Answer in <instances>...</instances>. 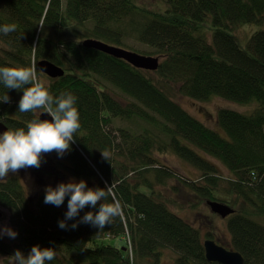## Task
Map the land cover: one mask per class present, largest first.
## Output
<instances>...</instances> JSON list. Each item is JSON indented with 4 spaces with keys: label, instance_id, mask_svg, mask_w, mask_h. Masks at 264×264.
I'll use <instances>...</instances> for the list:
<instances>
[{
    "label": "trees",
    "instance_id": "trees-1",
    "mask_svg": "<svg viewBox=\"0 0 264 264\" xmlns=\"http://www.w3.org/2000/svg\"><path fill=\"white\" fill-rule=\"evenodd\" d=\"M263 23L264 0H0V26H17L0 33V67L35 65L53 96L67 91L77 97L81 125L63 157L44 154L39 168L0 180V207L18 233L0 238L3 261L39 245L56 251L46 264H159L165 250L175 254L172 264H217L205 259L200 232L161 194L173 178L174 195L238 208L227 222L229 248L244 264H264V226L250 218L264 216V29L248 36L245 48L232 33ZM86 40L158 57L159 68L138 70L84 48ZM42 60L64 75L42 74ZM176 91L196 101L221 98L255 108L250 114L220 110L210 129L172 98ZM6 92L10 103H0V121L7 129L26 128L43 111L19 112L22 91L0 84V97ZM117 120L129 126H116ZM167 152L198 171L199 179L180 177L154 155ZM215 161L232 177H222ZM70 177L89 188L112 186L104 202L115 196L122 215L102 230L90 224L71 229L86 212L98 211V202L66 221L68 230L60 229L68 197L60 207L45 204L44 189ZM118 238H127L132 257L110 245Z\"/></svg>",
    "mask_w": 264,
    "mask_h": 264
},
{
    "label": "clouds",
    "instance_id": "clouds-1",
    "mask_svg": "<svg viewBox=\"0 0 264 264\" xmlns=\"http://www.w3.org/2000/svg\"><path fill=\"white\" fill-rule=\"evenodd\" d=\"M16 27L15 24L2 25L0 33L7 35L14 32ZM0 84L7 89L22 91L18 102L19 112L43 109L51 118L35 116L26 123V128H8L0 134V180H5L10 173L16 174L20 169L39 168L44 154L55 152L58 157H63L70 151L71 144L75 142V134L81 127L77 97L74 94L64 91L53 96L49 90L50 85L38 78L35 65L0 67ZM0 103H10L7 92L0 97ZM101 156L106 159L108 153H101ZM44 193L43 202L56 207H60L68 197L65 219L58 221V227L62 230L69 228L66 221L74 220L85 207L97 208L98 202V211L86 212L76 223L71 224V229H75L78 224H90L102 230L123 213V205L115 196L112 202H104L112 193V186L89 188L84 180L76 182L70 179L67 183L57 184L55 188L45 187ZM17 235L7 226L0 228V238L7 236L15 239ZM55 257L54 248L35 245L27 255L15 250L8 259L9 264H46Z\"/></svg>",
    "mask_w": 264,
    "mask_h": 264
},
{
    "label": "rangeland",
    "instance_id": "rangeland-1",
    "mask_svg": "<svg viewBox=\"0 0 264 264\" xmlns=\"http://www.w3.org/2000/svg\"><path fill=\"white\" fill-rule=\"evenodd\" d=\"M64 3L66 0H62ZM264 29V23L262 27H258L255 25H241L233 30V35L238 38V43L242 48H245L246 42L248 40V36L253 34L254 32ZM134 46H138L137 43H134ZM0 47L2 45L0 44ZM44 79V78H42ZM172 98L181 105V107L193 118L202 122L205 126L210 129H216V118L220 110L227 109L233 110L242 114H250L252 110L255 108V103L249 104H238L232 103L221 98H212L208 101H196L184 97L178 92H173ZM116 126L120 127H128V123L125 121L117 120L115 122ZM155 157H158L160 162L164 165L173 168L176 173L185 179L198 180L200 173L190 167L188 164L177 158L173 153L167 152L165 155H159L158 153L154 154ZM219 174L224 178L232 177V174L223 167L220 163L215 161ZM70 179H73L70 177ZM176 180L173 178H169L167 181V188L161 189V194L164 196H169L172 198L176 204L172 206L174 212L181 217L183 220L191 224L194 228H196L202 237V240L210 239L215 240L217 243L222 244L226 248L230 247L231 242V234L227 228V222L231 216H234L238 213V208L232 207L235 210V214L229 216L226 219L222 220L220 217L211 213L209 207L206 206L204 202L198 203L196 197L188 195L187 193H183L181 196L177 194H173V187L177 186ZM26 193L27 188L25 187ZM40 191L37 193L39 194ZM32 192L27 193L29 198H32ZM0 211L3 213V216L0 218V228L7 226L11 228L8 218L9 212L6 209L0 207ZM250 218L257 223L264 226V216H260L258 214H252ZM12 229V228H11ZM8 238L7 236H4ZM125 238H118L110 241V245L123 248L126 246ZM129 246V243H128ZM176 256L173 252L169 250H165L162 252V257L160 259L159 264H172L175 260ZM0 264H8L3 261V257H0Z\"/></svg>",
    "mask_w": 264,
    "mask_h": 264
},
{
    "label": "water",
    "instance_id": "water-1",
    "mask_svg": "<svg viewBox=\"0 0 264 264\" xmlns=\"http://www.w3.org/2000/svg\"><path fill=\"white\" fill-rule=\"evenodd\" d=\"M82 46L87 49L100 51L106 55L111 56L112 58L122 60L138 70L155 72L159 68L160 58L158 57L139 55L135 52L110 46L96 40H86L82 43ZM37 69L50 79H57L64 75V71L62 68L54 65L47 60L38 62ZM39 116L41 119H51L44 112L40 113ZM6 130V126L0 121V134H2ZM206 205L207 207H209L211 213L220 217L222 220L227 219L229 216L235 214V210L224 203L207 201ZM2 216L3 213L0 211V218ZM203 248L205 259L209 263L244 264V259L238 252L219 245L214 240H204Z\"/></svg>",
    "mask_w": 264,
    "mask_h": 264
},
{
    "label": "bare ground",
    "instance_id": "bare-ground-1",
    "mask_svg": "<svg viewBox=\"0 0 264 264\" xmlns=\"http://www.w3.org/2000/svg\"><path fill=\"white\" fill-rule=\"evenodd\" d=\"M42 112H44V111H42ZM42 112H40V113H42ZM39 113V114H40ZM39 114H38V116H39ZM126 239V246H124L123 248H122V251L123 252H126V251H128V253H129V255H130V257H132V248H131V246H130V244H129V246H128V243H129V241L127 240V238H125ZM216 242V241H215ZM217 243V242H216ZM218 244V243H217ZM220 245H222V244H220ZM223 246V245H222ZM225 247V246H224ZM123 249H125V250H123Z\"/></svg>",
    "mask_w": 264,
    "mask_h": 264
},
{
    "label": "flooded vegetation",
    "instance_id": "flooded-vegetation-1",
    "mask_svg": "<svg viewBox=\"0 0 264 264\" xmlns=\"http://www.w3.org/2000/svg\"><path fill=\"white\" fill-rule=\"evenodd\" d=\"M227 220V219H226ZM215 241V240H214ZM220 245V243H218ZM160 263V262H159Z\"/></svg>",
    "mask_w": 264,
    "mask_h": 264
}]
</instances>
